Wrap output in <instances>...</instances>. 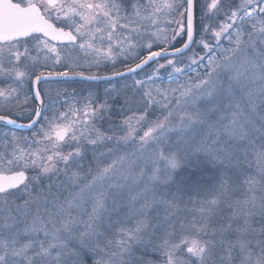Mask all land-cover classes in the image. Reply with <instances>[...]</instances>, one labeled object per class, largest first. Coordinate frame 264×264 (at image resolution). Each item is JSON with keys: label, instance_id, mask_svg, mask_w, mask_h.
Returning <instances> with one entry per match:
<instances>
[{"label": "snow or ice", "instance_id": "obj_1", "mask_svg": "<svg viewBox=\"0 0 264 264\" xmlns=\"http://www.w3.org/2000/svg\"><path fill=\"white\" fill-rule=\"evenodd\" d=\"M0 264H264V0H0Z\"/></svg>", "mask_w": 264, "mask_h": 264}, {"label": "flooded vegetation", "instance_id": "obj_2", "mask_svg": "<svg viewBox=\"0 0 264 264\" xmlns=\"http://www.w3.org/2000/svg\"><path fill=\"white\" fill-rule=\"evenodd\" d=\"M93 83L98 84L101 90L103 89V88H102V87H103V83H102V82H93ZM22 122H23V121H22ZM9 127H10L12 130L17 131L18 134H20V131L17 130V129L15 128V126H9ZM22 134H24V135H28L29 132H28L27 129H25V130H23V133H22Z\"/></svg>", "mask_w": 264, "mask_h": 264}, {"label": "rangeland", "instance_id": "obj_3", "mask_svg": "<svg viewBox=\"0 0 264 264\" xmlns=\"http://www.w3.org/2000/svg\"><path fill=\"white\" fill-rule=\"evenodd\" d=\"M180 38H178V40H179ZM161 63H164L165 61H163V60H161L160 61ZM99 82H102L103 83V87L102 88H104V87H107V86H109L106 82H104V81H99ZM116 81H113V83H115ZM121 83H123V81H121Z\"/></svg>", "mask_w": 264, "mask_h": 264}]
</instances>
